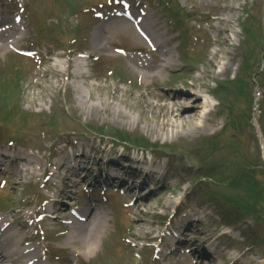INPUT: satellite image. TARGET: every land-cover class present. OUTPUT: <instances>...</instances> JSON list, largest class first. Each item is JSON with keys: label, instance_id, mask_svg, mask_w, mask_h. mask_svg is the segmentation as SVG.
Returning <instances> with one entry per match:
<instances>
[{"label": "rangeland", "instance_id": "obj_1", "mask_svg": "<svg viewBox=\"0 0 264 264\" xmlns=\"http://www.w3.org/2000/svg\"><path fill=\"white\" fill-rule=\"evenodd\" d=\"M111 1L27 0L32 20L29 36L38 37L34 32L38 24L45 30L58 23L61 26L54 30L60 38L57 47L64 52L58 59L47 58L40 67L27 57H17L10 49L0 53V70L6 62L4 75L0 73V134L15 139L19 143L16 152L28 156L19 163L21 169L13 164L11 172L0 175V212L10 215L26 205L32 211L46 202L52 204L62 218L48 219L46 229L53 246L66 245L72 233L69 221L74 203L68 198L69 189L72 199L79 197L83 211L84 188L93 177L75 176L68 169L69 163L54 175L53 162L59 156L66 158L65 151L72 143L88 148L85 159H90L91 148H100L101 134L97 131L102 130L109 134L102 142L123 139L149 147L158 168L165 172L157 181L161 186L139 198L156 180L140 188L139 180L130 173V180L136 181L127 185L136 184L134 191L116 193L109 188L111 199L101 201L108 216L104 229L97 234L95 250L90 254L76 253L71 246L53 252L55 255L66 256L69 264H203L198 258L201 244L195 256L184 250L163 262L153 261V239L159 240L163 226L176 209H186L191 218L201 219L192 226L196 232L189 235L192 240L186 245L206 240L215 257L213 263L207 264H227L236 255L240 264H264V0H173L179 5L178 16L185 18L189 27L185 37L178 36L171 15H159L163 13L159 0L152 1L154 17H161L159 34L170 42L175 54V64L157 84L146 83L140 69H134L135 64L130 62L128 56L135 54L132 50L144 45L130 22L113 19L105 23L101 32L97 30L102 23L92 11L96 13L106 6L111 9ZM79 25L82 30L77 36L74 27ZM180 38L189 48L181 49ZM46 39L47 46L55 45L56 39ZM98 42L106 44V48L96 51ZM118 48L131 51L123 56ZM216 51L220 55L226 51L228 55H219L213 67L221 82L217 87L218 81L211 80V86L217 89L207 106L208 94L194 83L197 78L200 83L199 75ZM79 53H89L88 60L77 58ZM158 55L151 53L149 58ZM229 55L235 59L233 70L226 75L223 68ZM14 64L22 65L25 74L14 81H4L15 77V67L11 68ZM117 68L120 74L115 72ZM154 71L158 69L148 70ZM126 72L128 76L121 78ZM130 76L132 83L127 81ZM164 91H195L206 103L201 118L188 124L189 135L181 127V136H173L172 126L165 132L153 116L149 102H157V98L150 93ZM212 104L216 105L211 109ZM206 123L213 126L196 131L195 125ZM239 164L248 167L244 170V165ZM247 176L253 180L251 185L246 183ZM66 183L73 186L67 187ZM52 191L64 197L66 205L49 198ZM139 200L141 206L133 209ZM61 230L62 234L58 232ZM44 253L42 245L45 259ZM61 261L52 257L55 264Z\"/></svg>", "mask_w": 264, "mask_h": 264}, {"label": "bare ground", "instance_id": "obj_2", "mask_svg": "<svg viewBox=\"0 0 264 264\" xmlns=\"http://www.w3.org/2000/svg\"><path fill=\"white\" fill-rule=\"evenodd\" d=\"M143 15L146 14V12H142ZM149 29L150 26H147ZM255 32V28H254ZM148 33L151 35H154L153 30H148ZM10 44L16 45L18 44V39L11 42ZM8 44V46L10 45ZM159 50L162 52L163 58H161V62L158 61L157 64H151L147 65L148 67H158V71L154 72H147L142 71L143 77L142 79L150 84V83H158L162 76L166 73L167 70L171 69L172 66L175 64V54L174 49L168 45L167 41H161L158 42ZM104 44H97L96 49L105 48ZM229 53V50L226 49ZM8 51V47L4 44H0V53ZM224 51L223 55H220L217 51L214 52L213 56H211L208 61L209 65L201 71V81L197 84V80L199 81V78L196 79V82L194 83L198 87H203L201 89L204 90V92L208 93V103H210L209 96L214 95L212 92L214 90V87L211 86V80H217L218 85H220V74L214 70L213 67L216 66V63L218 61V57L226 56L228 54ZM235 56L229 55L228 61L226 62L224 68H223V74L229 75L231 70H233L232 62L234 61ZM140 66V64H138ZM228 83L231 82L230 79L227 78ZM128 81V78H127ZM134 80H129V83H132ZM154 97L157 98V102L150 101L149 105L153 111V116L156 117L158 123L161 125L162 129L165 130V132L169 131V126H172V133L173 136H181V132L179 128L185 129V134L189 135V127L188 124L194 121L196 118L200 119L202 114L201 109H203L206 106V103L203 102V98L201 95L193 93L191 91L183 92V91H164V92H153L150 93ZM221 98L222 94L219 93ZM223 99H226L222 97ZM90 110H93L92 108ZM122 113H118V116H121ZM162 119V121H161ZM213 125L206 123V124H197L195 125L196 131H200L202 129H209ZM239 158L238 160H241L242 158L237 154ZM242 155V154H240ZM236 158V157H235ZM65 165V164H64ZM240 166L244 165V170L247 169L248 165L245 164H239ZM29 169V168H28ZM239 170H241L239 168ZM33 172V171H32ZM30 172V173H32ZM239 171H237L238 173ZM151 177H155L154 174H152ZM145 182L148 181V179H144ZM250 184V183H248ZM134 188L136 186L132 185L128 188L129 192L134 191ZM155 191H152L154 193ZM143 199V197L141 196ZM142 201L139 200L136 205H134L133 209H137L141 206ZM100 204H97L94 200H89L87 203V206L85 208L86 214L88 216V219L80 224H77L75 222V218L72 217L70 220L71 224V231L69 239V245L74 247V250L76 253H79V251L83 252L84 254H90L93 250L96 248V239L98 232H101V230L104 229L105 222L107 221L108 211L105 209V207L100 206ZM9 220L2 219L1 220V226L5 224ZM10 224L8 222V231L11 230ZM128 229L130 232H133L136 235V232L133 231V227L129 226ZM10 237L9 240H11L10 244H14L15 248L12 249H3L0 252V264H39L38 261L39 255H38V246H23L25 240L23 239V235H21L19 232L11 231L9 235L6 236ZM5 238V239H6ZM9 244V245H10ZM17 244V247H16ZM22 244V245H21ZM210 252V253H208ZM215 260L214 255L211 253V251L207 250V254L205 255L204 259L202 260L203 264L207 263H213ZM239 261V260H238ZM41 262L40 264H42ZM258 264V263H256Z\"/></svg>", "mask_w": 264, "mask_h": 264}, {"label": "trees", "instance_id": "obj_3", "mask_svg": "<svg viewBox=\"0 0 264 264\" xmlns=\"http://www.w3.org/2000/svg\"><path fill=\"white\" fill-rule=\"evenodd\" d=\"M251 182H253V180L249 176H247L246 183H250L248 185H251Z\"/></svg>", "mask_w": 264, "mask_h": 264}]
</instances>
